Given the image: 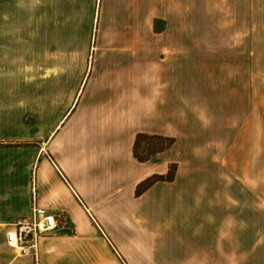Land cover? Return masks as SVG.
Masks as SVG:
<instances>
[{
	"label": "crops",
	"instance_id": "obj_1",
	"mask_svg": "<svg viewBox=\"0 0 264 264\" xmlns=\"http://www.w3.org/2000/svg\"><path fill=\"white\" fill-rule=\"evenodd\" d=\"M159 7L160 0H98L99 29L79 66L61 50L54 65L32 66L30 38L0 34V264H87L81 254L92 249L90 227L97 231L90 219L104 235L96 219L105 228L104 218L144 216L158 189L182 175L202 184V151L191 144L207 113L202 75L179 44L189 34L152 32ZM243 129L230 173L264 207V117L248 114ZM138 133L175 141L138 162ZM172 163V181L135 196L138 183ZM32 193L65 225L39 237L35 257L14 248ZM231 207L202 216V264H264V221L257 237L255 229L264 208Z\"/></svg>",
	"mask_w": 264,
	"mask_h": 264
},
{
	"label": "rangeland",
	"instance_id": "obj_2",
	"mask_svg": "<svg viewBox=\"0 0 264 264\" xmlns=\"http://www.w3.org/2000/svg\"><path fill=\"white\" fill-rule=\"evenodd\" d=\"M97 12L98 0H0V34L30 38L32 66L54 65L57 50L70 51L79 66L94 46ZM159 13L152 32L189 34L179 44L201 71L207 113L191 144L202 151V184L182 175L175 187L158 189L144 216L104 218L105 228L96 219L104 235L90 219L97 231L90 227L92 249L81 254L87 264H202L206 212L264 208L230 173L247 115L264 117V0H160ZM261 220L255 217L256 237Z\"/></svg>",
	"mask_w": 264,
	"mask_h": 264
},
{
	"label": "built area",
	"instance_id": "obj_3",
	"mask_svg": "<svg viewBox=\"0 0 264 264\" xmlns=\"http://www.w3.org/2000/svg\"><path fill=\"white\" fill-rule=\"evenodd\" d=\"M15 227L14 248L16 254L35 257L39 237L58 228H64L65 225L58 222L53 214L39 206L32 193L29 213L20 217L16 221Z\"/></svg>",
	"mask_w": 264,
	"mask_h": 264
},
{
	"label": "trees",
	"instance_id": "obj_4",
	"mask_svg": "<svg viewBox=\"0 0 264 264\" xmlns=\"http://www.w3.org/2000/svg\"><path fill=\"white\" fill-rule=\"evenodd\" d=\"M174 143V138L164 137L159 135H148L138 133L135 136L132 155L138 162H146L152 159L156 154L170 148ZM142 146V147H141ZM141 149V153H139ZM176 165L170 164L168 170L163 175L153 174L142 180L136 185L135 196H139L146 191L150 186L157 182H170L173 180Z\"/></svg>",
	"mask_w": 264,
	"mask_h": 264
}]
</instances>
